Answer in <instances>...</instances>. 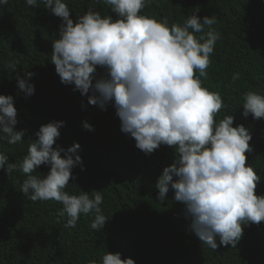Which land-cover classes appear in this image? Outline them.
Returning a JSON list of instances; mask_svg holds the SVG:
<instances>
[{
  "label": "trees",
  "instance_id": "trees-1",
  "mask_svg": "<svg viewBox=\"0 0 264 264\" xmlns=\"http://www.w3.org/2000/svg\"><path fill=\"white\" fill-rule=\"evenodd\" d=\"M0 264H264V0H0Z\"/></svg>",
  "mask_w": 264,
  "mask_h": 264
}]
</instances>
